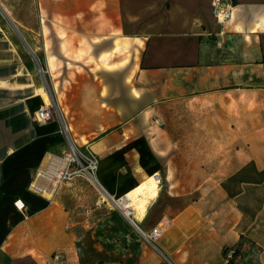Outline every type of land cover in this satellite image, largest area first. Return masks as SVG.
Returning <instances> with one entry per match:
<instances>
[{"label":"crops","instance_id":"crops-1","mask_svg":"<svg viewBox=\"0 0 264 264\" xmlns=\"http://www.w3.org/2000/svg\"><path fill=\"white\" fill-rule=\"evenodd\" d=\"M215 1L0 0L21 32L0 33V264H225L226 247L264 264V0H231L223 26ZM51 100L108 193L160 177L145 217L125 216L164 225L167 259L114 238L119 215L87 177L40 176L68 151L61 121L36 120ZM208 151L214 186H162Z\"/></svg>","mask_w":264,"mask_h":264},{"label":"built area","instance_id":"built-area-1","mask_svg":"<svg viewBox=\"0 0 264 264\" xmlns=\"http://www.w3.org/2000/svg\"><path fill=\"white\" fill-rule=\"evenodd\" d=\"M235 4L231 0H216L213 7V14L217 21L223 26L227 21H229L233 16V10ZM54 100H51L46 106L41 107L36 112V120L39 122H49L58 119L62 122L63 131L68 140V151L62 158H52L53 162L51 166H54L56 170L55 178L57 181L70 180L78 175H83L87 177L93 184L97 185L100 190V196L96 202V206L100 207L102 205L112 206L115 208L117 200L119 197H115L108 193L105 188L100 184L97 179V171L99 168V159L91 151L82 150L76 141L73 139L72 134L63 119L62 113L57 110L54 105ZM47 166V165H46ZM46 169V167H45ZM47 172V171H46ZM41 174V172H40ZM47 175L50 177L47 173ZM34 188H38L36 183L33 185ZM39 189V188H38ZM19 202V201H18ZM117 206V205H116ZM119 207V206H118ZM122 209V208H121ZM123 210V209H122ZM124 213V212H123ZM128 217H134L132 213L127 214ZM139 234L141 235L144 242L152 246L154 249L159 251L166 259L167 255L159 244V239L163 233V224L160 223L152 229L146 230L140 227V225L134 221ZM235 247H229L225 254V264H230L231 260L238 258L239 254L235 258Z\"/></svg>","mask_w":264,"mask_h":264},{"label":"rangeland","instance_id":"rangeland-1","mask_svg":"<svg viewBox=\"0 0 264 264\" xmlns=\"http://www.w3.org/2000/svg\"><path fill=\"white\" fill-rule=\"evenodd\" d=\"M4 8L7 9L8 7L0 5V33H7L9 30H17L18 33H21L18 30L19 28L17 29L14 26V24L10 22V20H9V18L7 16V13L5 12ZM26 50H27V48L25 49V52H26ZM26 54L32 60V55H30L28 53H26ZM35 63H36V60H35ZM36 64H35V68H36L37 76L42 79L44 84L47 85V81L45 79L44 72H43L42 68L40 67V65H38V64L36 65ZM20 72L22 73L23 71L20 70ZM39 92H41V89L39 90ZM54 105L57 108V110L60 111V113H62L61 108H60V106H59L57 101L54 102ZM63 119H64V117H63ZM165 124L166 123H164V122H160L161 126H164ZM66 142L68 144V140L67 139H66ZM177 153L180 154V153H183V152L177 151ZM205 153L207 154V152H205ZM194 154L201 155V151H194ZM214 157H215V152L208 151V158L210 160V164L206 165V166H203V167L188 166V165H186V167H184L183 163H184L185 160H182V165L178 166V171L179 172H178L177 177H180V178L187 177L189 179L188 180H179V181L177 180V181H174L172 183H168V182H163L162 181V183H163L162 186H166L167 187L168 184L172 185L171 186L172 189L174 191H176V192L191 191V190H194L195 188H197L201 184H204L205 186H208V187L214 186L216 184L215 178H216V170H217L216 159ZM192 160L194 161V160H196V158L193 157ZM207 178H209V181L205 182V180ZM111 207L112 206H110V208ZM111 209H112V211H115V213H118V215H119L118 222L120 223V229H118L115 232V237L114 238L118 237L119 235H126V232L130 231V233H132L138 239H141V236H140L136 226L131 223V221L129 220L128 217L125 216V214L123 213V210L120 207L116 206V205H115V208L112 207ZM121 223H123V227L124 228H122ZM150 247L153 248L152 246H150ZM154 250H156V249H154ZM156 252L159 253L162 257H164L159 251L156 250ZM164 253H165V251H164ZM239 256L240 257L242 256L241 258L244 257V255H242L241 252H239Z\"/></svg>","mask_w":264,"mask_h":264},{"label":"bare ground","instance_id":"bare-ground-1","mask_svg":"<svg viewBox=\"0 0 264 264\" xmlns=\"http://www.w3.org/2000/svg\"><path fill=\"white\" fill-rule=\"evenodd\" d=\"M50 161H52V158ZM45 167L42 168L40 176H46L47 173L51 175V171L54 169V166H51V168L48 166V168H46V172ZM56 174L57 173L55 172V175ZM159 182V176L155 175L153 177H149L136 188L132 189L124 196H121V198L117 200L116 205L123 209L125 215L132 213L133 211V219H143L147 213V207H149L148 204L150 200L157 197L159 193Z\"/></svg>","mask_w":264,"mask_h":264},{"label":"trees","instance_id":"trees-1","mask_svg":"<svg viewBox=\"0 0 264 264\" xmlns=\"http://www.w3.org/2000/svg\"><path fill=\"white\" fill-rule=\"evenodd\" d=\"M228 248H229V247H226V248H225V254H226ZM235 248H236V247H235ZM238 254H239V252H238V249L236 248V251H235V258H236V256H237ZM230 264H236V261H235V260H231Z\"/></svg>","mask_w":264,"mask_h":264}]
</instances>
